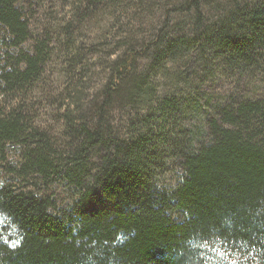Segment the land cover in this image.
<instances>
[{
    "label": "trees",
    "instance_id": "16d2710c",
    "mask_svg": "<svg viewBox=\"0 0 264 264\" xmlns=\"http://www.w3.org/2000/svg\"><path fill=\"white\" fill-rule=\"evenodd\" d=\"M21 1L0 0V27L9 49H21L31 37ZM102 1L91 0L89 6ZM179 1L167 11L164 26L170 14H191V30L186 35L159 33L125 48L108 67L99 111L117 97L131 106L152 108V77L161 72L168 76L167 65L188 55L209 62L204 74L213 73L215 63L241 76L261 68L264 0L219 3L212 17L205 10L213 0ZM32 49L7 57V66L0 69V96L14 101L40 80L48 42L38 41ZM142 61L146 65L140 72ZM158 106L148 113L149 125L156 111L165 122L175 113L176 122L178 99L163 97ZM23 109L18 104L0 112V219L5 224L0 264H205L203 248L208 247L264 264V101L248 99L218 108L217 119L208 122L206 143L195 145L180 127L173 151L182 177L170 193L153 181L154 127L123 143L107 135L100 120L79 123L67 112L72 146L61 155ZM9 147L18 148L15 163L6 161ZM58 179L73 186L79 197L54 213L49 187Z\"/></svg>",
    "mask_w": 264,
    "mask_h": 264
},
{
    "label": "rangeland",
    "instance_id": "374dc122",
    "mask_svg": "<svg viewBox=\"0 0 264 264\" xmlns=\"http://www.w3.org/2000/svg\"><path fill=\"white\" fill-rule=\"evenodd\" d=\"M231 1L213 0L214 5L209 7L211 9L205 10L206 16L216 15L212 8L219 3L227 6ZM90 2L22 0L18 4L29 24L31 37L21 49H9L6 33L0 27V69L7 66L9 55L30 53L38 41L48 42L49 58L40 80L25 93L16 96L14 101L9 100L10 96H0V112L18 104L24 105L23 113L29 123L38 128L56 154L61 155L68 153L72 146V139L67 136V112L69 119L79 123L95 124L100 120L107 135L111 134V138L123 143L138 132L147 133L152 126L156 135L154 145H157L153 154L154 168L157 166L152 174L153 181L156 187L170 193L182 177L179 159L173 151V138L180 127L181 132L187 134L186 137L195 139V145L206 143L209 141L208 122L217 119L218 108H230L248 99L264 101V59L260 62L259 70L243 76L232 74L228 68L219 67L218 63L211 64L215 69L213 73L204 74L209 62L199 61L195 54L181 58L173 65L168 64L164 73L168 76L161 72L150 80L155 88L152 108L157 109L163 97H175L180 104L176 122L175 113L172 112L165 122V119L157 117L156 111L154 123L149 125L146 118L152 111L151 107L131 106L128 100L123 101L120 97L114 98L109 108L99 111L112 61L125 48L140 46L159 33L186 35L192 28V16L170 14L165 28L167 11L177 6L179 0H104L98 5L89 6ZM67 26L70 29L64 35ZM141 65L140 72L144 70L146 62L142 61ZM142 127L145 128L141 130ZM175 129L178 131L174 132ZM17 153V147H9L7 163H15ZM97 153L98 150L92 153V163H95ZM2 181L3 169L0 167ZM49 194L55 201L54 213L68 209L79 197L73 186L66 185L60 179L49 187ZM1 226L5 224L0 219V229ZM203 249L208 254L205 264H217L216 260L225 264H257L253 260H242L220 247Z\"/></svg>",
    "mask_w": 264,
    "mask_h": 264
}]
</instances>
